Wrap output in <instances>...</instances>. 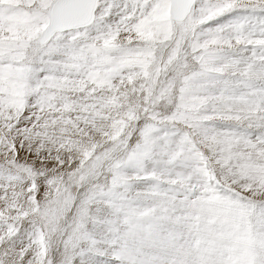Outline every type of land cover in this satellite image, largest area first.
I'll return each instance as SVG.
<instances>
[{"label":"snow or ice","instance_id":"1","mask_svg":"<svg viewBox=\"0 0 264 264\" xmlns=\"http://www.w3.org/2000/svg\"><path fill=\"white\" fill-rule=\"evenodd\" d=\"M0 264H264V0H0Z\"/></svg>","mask_w":264,"mask_h":264}]
</instances>
